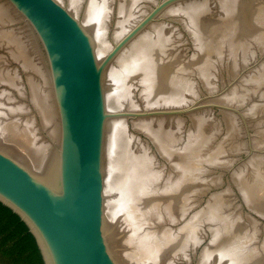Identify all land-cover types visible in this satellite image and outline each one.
Segmentation results:
<instances>
[{"label":"water","instance_id":"obj_1","mask_svg":"<svg viewBox=\"0 0 264 264\" xmlns=\"http://www.w3.org/2000/svg\"><path fill=\"white\" fill-rule=\"evenodd\" d=\"M0 201L45 264H264V0H0Z\"/></svg>","mask_w":264,"mask_h":264},{"label":"trees","instance_id":"obj_2","mask_svg":"<svg viewBox=\"0 0 264 264\" xmlns=\"http://www.w3.org/2000/svg\"><path fill=\"white\" fill-rule=\"evenodd\" d=\"M0 259L2 264H45L29 226L0 201Z\"/></svg>","mask_w":264,"mask_h":264}]
</instances>
